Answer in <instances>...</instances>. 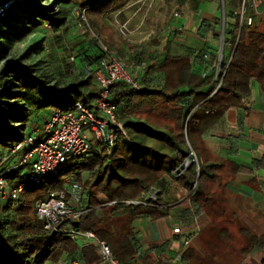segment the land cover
Listing matches in <instances>:
<instances>
[{"label": "trees", "instance_id": "1", "mask_svg": "<svg viewBox=\"0 0 264 264\" xmlns=\"http://www.w3.org/2000/svg\"><path fill=\"white\" fill-rule=\"evenodd\" d=\"M34 1L13 3L9 11L11 14L0 21V40L6 43L0 45V79L4 82L0 88L1 154L20 142L29 129L40 128L59 109H70L79 103L94 110L93 100L99 92L91 77L85 74L86 79H77L60 87L51 85L18 61H5L11 39L41 27L58 32L66 24L67 13L61 9L55 12L57 6L71 5L80 11L82 17L87 12L103 17L116 11L127 0H53L51 7H41ZM198 4L194 2L192 9ZM249 15L252 16L251 26H243L238 34V24L233 21L227 36H224L225 44H230L231 49L225 56L222 53L217 78L214 74L201 77L192 73L188 57L168 53L162 56L161 62L146 65L143 49L135 47L132 59L135 67H142L145 73L160 72L163 75L162 85L138 92L124 84L111 88L110 100L118 106L117 119L127 130L128 136L125 138L120 131L109 155L104 148L94 150L90 157L76 165L75 172L68 171L62 175L64 177L47 180L40 185L22 182L16 174L6 179L10 189L22 185L23 191L17 200L0 205V264H56L63 254L69 255L75 251V243L68 237L43 230V222L37 218L34 209L35 201L44 200L49 192L72 183L82 185L85 197L81 206L83 213L71 228L79 233H93L96 239L108 245L111 256L120 264H131L138 254L131 229L134 221L162 218L161 211L184 200L196 204L200 212L211 217L214 213L209 208L215 201L209 189L224 187L221 177L229 178L247 171L228 162L220 161L215 165L217 161L206 156L199 162L198 173L195 165L191 164L179 179L180 185L187 191L184 199L165 204L158 195L156 201H147L149 207L121 203L138 201L150 188L165 186L166 176L188 158L190 150L201 158L202 135L228 109L242 107L250 97L252 82L264 94V15L256 16L252 11H249ZM203 27L208 30L210 26L202 22L200 29ZM214 39L218 40V36ZM100 54L101 48L98 55L86 57L83 65L93 64ZM212 58L215 60V54ZM157 110L155 115L163 125H158L152 118L151 114ZM158 142L164 143V146L158 145ZM253 164L264 172V153ZM83 174H86L87 180L83 181ZM194 183L196 191L191 192ZM29 214H32V218L28 224L15 220L16 217L29 219ZM235 215L233 212L234 218ZM220 233L221 237H228L227 230ZM240 233L249 238L248 247L264 248L263 243L248 231L240 230ZM82 255L87 264L97 260L91 247L84 248ZM188 259L185 256L179 261L186 264ZM142 261L143 264H147V261L153 264L148 255ZM260 264H264V259Z\"/></svg>", "mask_w": 264, "mask_h": 264}, {"label": "crops", "instance_id": "2", "mask_svg": "<svg viewBox=\"0 0 264 264\" xmlns=\"http://www.w3.org/2000/svg\"><path fill=\"white\" fill-rule=\"evenodd\" d=\"M231 3V0H228V4ZM212 4L214 2H200L195 9L190 7L185 15H180L179 20H173L171 16L162 27V39L158 48L154 50L146 48L155 39L149 35L139 42L136 46H142L145 53L143 58L145 64L159 63L162 56L168 53L172 56L188 57L192 73L198 76L215 75L218 46L214 37L218 34L220 26L217 30L213 27L214 20L219 19L215 16V10L208 15ZM254 8L255 11L252 8L249 11L256 16L264 15V3L256 2ZM202 22L210 26L208 30L204 27L200 29ZM178 26L184 30L181 37L175 33ZM108 45L119 59H127V64H130L129 67L132 68L131 72H138L137 82L140 89L150 90L162 85L163 75L160 72L145 73L142 67H135L134 61L132 62L135 55H129L132 53V50L131 52L127 50L129 46L126 44L117 47L114 44ZM228 52L226 49L227 54ZM213 54H215V60L212 58ZM204 55L206 59L202 58ZM250 91V97L241 108L228 109L221 119L202 135L200 146H204V151L207 153L201 154L202 157L199 160L201 161L203 156H206L215 159L217 161L215 165H218L220 161L228 162L247 171L239 172L229 178L221 177L224 187L219 188L218 191L232 200L229 211L249 210L264 215V172L256 169L253 164L254 161L260 160L264 153V94L254 82L250 84ZM158 145L164 146V143L158 142ZM178 186L181 188L177 193L171 192L167 183L162 187L156 186L159 199L165 204L184 199L185 189L179 182ZM161 213L162 218L156 220L146 218L132 223L131 229L137 243L138 253L132 264H143L142 260L147 255L153 264H184L185 262L180 263L179 259L185 256L190 258L186 264H192L191 257L193 256L201 259L203 254L200 251L201 243L198 236L202 229L209 227V222L206 216L198 210V206L184 200L179 205L166 209L164 212L161 211ZM242 223H246V227H250L251 224L247 218L242 220ZM176 228L180 230L179 235L173 234ZM183 239L190 240L189 247L183 248ZM74 243L75 251L69 255L63 254L56 264L72 261L87 264L82 251L89 246L85 247L83 240H77ZM94 256L96 257L95 251ZM147 264H149L148 261Z\"/></svg>", "mask_w": 264, "mask_h": 264}, {"label": "built area", "instance_id": "3", "mask_svg": "<svg viewBox=\"0 0 264 264\" xmlns=\"http://www.w3.org/2000/svg\"><path fill=\"white\" fill-rule=\"evenodd\" d=\"M182 3L189 0H179ZM221 6V29L219 30V49L216 60L217 78L220 75L221 52L226 46L230 51L231 45L225 44V8H228V14L238 24V34L243 26H251L252 16L245 15L246 9H253L256 2L264 3V0H236L235 7L225 2L217 0ZM180 14L175 11L172 14L173 20H179ZM49 29V27H45ZM125 30L124 26L119 28L121 34ZM181 26H178L175 33L181 37L184 32ZM100 58L91 65L84 64V74L91 77L93 84L98 89V95L93 100L94 110L75 103L70 109L57 110L48 119H46L40 128L33 127L23 135L20 142L14 144L5 150L4 154L0 152V205H5L9 200H17L23 191V186L19 185L16 189H10L6 179L16 174L22 182L40 185L42 180L49 176L64 175L63 166L68 161L76 160L78 163L84 162L91 156L97 147L102 146L107 155L114 147L117 135L122 127L119 123L118 106L110 100V90L118 84H124L127 88L138 92L140 86L137 82L138 72L128 71L127 59L119 60L111 54L106 48H101ZM206 55L203 59H206ZM74 59L71 58V61ZM229 62L227 63V65ZM202 77H205L204 75ZM219 84L217 85V88ZM44 137V138H43ZM191 164L195 165V170L199 171V162L193 151L190 150L188 158L181 163L166 179H171L174 185H178L183 172ZM24 171V175L21 172ZM191 192L196 191V184L191 186ZM183 194L186 196L187 191ZM159 195L158 189L152 187L141 196L138 201L122 202L126 206L149 207L147 201H156ZM85 197V191L80 184L72 183L59 189L49 192L44 200H37L34 203L35 214L43 222V230L68 237L72 241L83 240L85 247H92L95 251L97 260L92 264H120L111 256L108 245L96 239L93 233H79L71 228V225L77 223L81 211L82 200ZM117 205V203H113ZM174 235H179L178 228L173 230ZM183 248L190 246V240L183 239ZM58 264H79L77 261L59 262ZM132 264V263H131Z\"/></svg>", "mask_w": 264, "mask_h": 264}, {"label": "rangeland", "instance_id": "4", "mask_svg": "<svg viewBox=\"0 0 264 264\" xmlns=\"http://www.w3.org/2000/svg\"><path fill=\"white\" fill-rule=\"evenodd\" d=\"M203 1L207 3L214 2L209 9L208 15L212 14L215 10V16L219 19L214 20L213 27L217 30L218 26H220L221 29V6L217 0H189L185 3L176 2L175 0H129L116 11L103 17L93 15L90 12H87L85 17H82L80 11L71 5L64 7L57 6L55 12L61 9L62 12L67 13L66 24L58 32L41 27L19 38L11 39L12 44L5 55V61H18L29 70H34L35 75L42 77L43 80L49 82L51 85L57 84L62 87L77 79H86L83 69L85 58L91 55H98L102 47L106 48L119 59L118 55L110 50L108 44H114L116 47L126 44L129 46L127 50L130 52L132 50V53H129V55L133 56L135 55L134 49L137 47L136 45L149 35V37H155V39L146 48L148 50L158 48L162 39V27L172 14L178 11L180 15H185L194 2L200 3ZM232 1L231 7H235L236 0ZM246 1L248 2L249 0ZM15 2L21 3L23 0ZM34 2L41 7H51L53 0L49 2L35 0ZM225 2H228V0H225ZM10 10V7L6 9V16L11 14ZM225 12L224 36H227L233 18L227 13L228 8H225ZM248 13L249 11L246 9L245 15L247 16ZM121 26L125 27V30L122 31L123 34L119 32ZM217 36L218 40L215 43L219 49V34ZM5 44L4 40H0L1 46ZM226 49L225 46L223 52H221L220 61L222 60V53L224 56L227 54ZM71 58L74 60L71 61ZM129 65L126 64L128 71L132 69ZM3 83L0 79V88L3 86ZM157 112L158 110L154 114H151L152 118L157 121L158 125H163L162 120L155 115ZM141 116L143 117L142 112ZM38 125L39 123L36 124V126ZM121 131L126 138L128 136L127 130L122 127ZM92 143L95 149L101 150L103 148L102 146L97 147L95 142ZM204 150L205 147L200 146L202 154L207 153ZM196 160L200 162L197 156ZM77 164L76 160L68 161L64 164L63 171L68 172L72 170L75 172L74 168ZM24 173L22 171L21 175L23 176ZM61 177L64 176L49 175L42 182L57 180ZM82 179L83 181L87 180L86 174L82 175ZM166 181L171 192L177 193L179 188H181L178 185L172 186L171 179H166ZM219 188L223 189V187L216 188V186L209 189L215 201L209 209L214 214H211L212 216L210 217L201 212L202 215L206 216L209 227L202 229L198 236L201 243L200 251L203 254L201 255L202 258L193 256L191 257V263L260 264L264 259V248L259 250L254 246L248 247L247 240L249 238L244 237L240 233V230L248 231L257 241L263 243L264 246V215L256 214L249 210L229 211V206L233 202L231 199L224 197L218 191ZM233 212L237 215H235V218L232 216ZM1 213L2 206H0V215ZM31 216L32 214H29V219L16 217L15 220L18 223L28 224V220L32 218ZM245 218L251 222L250 227H246V223H242V220H245ZM224 229L228 232V237L226 238L221 237L220 233ZM243 251H245L244 255H242Z\"/></svg>", "mask_w": 264, "mask_h": 264}, {"label": "water", "instance_id": "5", "mask_svg": "<svg viewBox=\"0 0 264 264\" xmlns=\"http://www.w3.org/2000/svg\"><path fill=\"white\" fill-rule=\"evenodd\" d=\"M15 1L18 0H0V21L7 17L5 15L6 9L9 8Z\"/></svg>", "mask_w": 264, "mask_h": 264}]
</instances>
